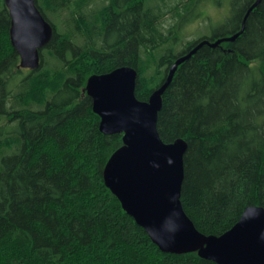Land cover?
<instances>
[{
    "label": "trees",
    "instance_id": "obj_1",
    "mask_svg": "<svg viewBox=\"0 0 264 264\" xmlns=\"http://www.w3.org/2000/svg\"><path fill=\"white\" fill-rule=\"evenodd\" d=\"M204 1L35 0L53 27L35 70L19 67L3 1L0 264H216L161 251L122 207L103 169L123 134L100 131L86 90L91 75L129 65L147 101L178 57L237 33L255 2L229 0L219 29L175 48ZM156 128L186 143L180 202L198 231L220 235L246 207L264 209V0L234 40L203 44L177 67Z\"/></svg>",
    "mask_w": 264,
    "mask_h": 264
},
{
    "label": "water",
    "instance_id": "obj_2",
    "mask_svg": "<svg viewBox=\"0 0 264 264\" xmlns=\"http://www.w3.org/2000/svg\"><path fill=\"white\" fill-rule=\"evenodd\" d=\"M241 29L214 42L203 40L170 66L166 80L147 101L134 94L137 71L129 65L91 75L86 84L92 98V109L100 117L99 129L104 134L122 133L123 144L107 160L105 184L121 202L125 211L142 227L152 242L171 253L197 251L200 257L216 264H264V209L248 206L238 221L220 235L198 231L180 202L183 181L182 139L165 143L157 128L161 95L177 67L203 44L211 47L234 40ZM10 17L9 38L19 56V67L30 70L41 64L40 50L49 42L52 25L44 18L35 0H4Z\"/></svg>",
    "mask_w": 264,
    "mask_h": 264
},
{
    "label": "rangeland",
    "instance_id": "obj_3",
    "mask_svg": "<svg viewBox=\"0 0 264 264\" xmlns=\"http://www.w3.org/2000/svg\"><path fill=\"white\" fill-rule=\"evenodd\" d=\"M3 0H0V10ZM196 16L183 26V37L177 36L174 45L179 49L186 40L195 39L203 34L209 35L220 28L229 14V0H206L193 11ZM169 20V19H168Z\"/></svg>",
    "mask_w": 264,
    "mask_h": 264
},
{
    "label": "flooded vegetation",
    "instance_id": "obj_4",
    "mask_svg": "<svg viewBox=\"0 0 264 264\" xmlns=\"http://www.w3.org/2000/svg\"><path fill=\"white\" fill-rule=\"evenodd\" d=\"M26 69V68H25ZM30 70V69H29Z\"/></svg>",
    "mask_w": 264,
    "mask_h": 264
}]
</instances>
